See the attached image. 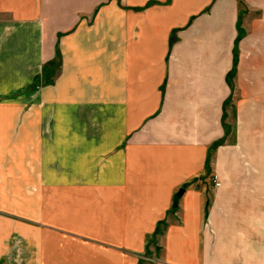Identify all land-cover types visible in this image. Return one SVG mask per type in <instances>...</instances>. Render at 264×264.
Listing matches in <instances>:
<instances>
[{
	"label": "crops",
	"instance_id": "obj_1",
	"mask_svg": "<svg viewBox=\"0 0 264 264\" xmlns=\"http://www.w3.org/2000/svg\"><path fill=\"white\" fill-rule=\"evenodd\" d=\"M0 264H264V0H0Z\"/></svg>",
	"mask_w": 264,
	"mask_h": 264
},
{
	"label": "rangeland",
	"instance_id": "obj_2",
	"mask_svg": "<svg viewBox=\"0 0 264 264\" xmlns=\"http://www.w3.org/2000/svg\"><path fill=\"white\" fill-rule=\"evenodd\" d=\"M186 26V25H185ZM182 28V27H181ZM180 28V29H181ZM174 37H172L171 38V41L172 40H174L175 39V35H173ZM233 61H235L234 59H233ZM234 76H235V62H234V64H233V66H231L230 67V69H229V72H228V75H227V82H228V86H229V88L231 89L232 88V83H233V81H234ZM228 96H227V100L232 96V93L230 94V92L227 94ZM226 99H225V102H226ZM224 129H226L225 127H223V130ZM234 131V130H233ZM216 146L213 144V149H212V151L214 152V148H215ZM218 182V181H217ZM218 185V184H217ZM216 185V186H217ZM215 186V187H216ZM208 205H209V203H208ZM161 222V221H160ZM156 230H153V234L152 235H150L148 238H149V241H148V243L147 244H149V246H151V244H155V238H156V240H157V236L155 235L156 234Z\"/></svg>",
	"mask_w": 264,
	"mask_h": 264
},
{
	"label": "trees",
	"instance_id": "obj_3",
	"mask_svg": "<svg viewBox=\"0 0 264 264\" xmlns=\"http://www.w3.org/2000/svg\"><path fill=\"white\" fill-rule=\"evenodd\" d=\"M59 52L56 50V53H55V57L54 59H52L49 63H48V67L49 68H44V74L47 73L48 71H50L51 69L55 68L59 63H60V57H59ZM234 64V61L232 63V66ZM45 78H46V75H45ZM44 82H51V79L48 77L44 80ZM37 84V83H36ZM209 203L208 199H206V203H205V206H207Z\"/></svg>",
	"mask_w": 264,
	"mask_h": 264
},
{
	"label": "water",
	"instance_id": "obj_4",
	"mask_svg": "<svg viewBox=\"0 0 264 264\" xmlns=\"http://www.w3.org/2000/svg\"><path fill=\"white\" fill-rule=\"evenodd\" d=\"M183 188L177 189L172 196V206H175L177 198L181 195Z\"/></svg>",
	"mask_w": 264,
	"mask_h": 264
},
{
	"label": "built area",
	"instance_id": "obj_5",
	"mask_svg": "<svg viewBox=\"0 0 264 264\" xmlns=\"http://www.w3.org/2000/svg\"><path fill=\"white\" fill-rule=\"evenodd\" d=\"M217 184H218V182L215 179V177L213 176V178H212V186L215 187Z\"/></svg>",
	"mask_w": 264,
	"mask_h": 264
}]
</instances>
